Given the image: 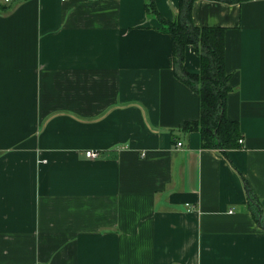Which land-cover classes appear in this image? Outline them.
Wrapping results in <instances>:
<instances>
[{"label": "crops", "instance_id": "crops-1", "mask_svg": "<svg viewBox=\"0 0 264 264\" xmlns=\"http://www.w3.org/2000/svg\"><path fill=\"white\" fill-rule=\"evenodd\" d=\"M148 2L0 0V264H264V0L193 5L225 29L230 160L185 131L201 98Z\"/></svg>", "mask_w": 264, "mask_h": 264}, {"label": "trees", "instance_id": "trees-1", "mask_svg": "<svg viewBox=\"0 0 264 264\" xmlns=\"http://www.w3.org/2000/svg\"><path fill=\"white\" fill-rule=\"evenodd\" d=\"M198 0H180L177 17L173 21L165 19L158 11L155 0H149L147 11L161 24L162 30L173 38V65L176 76L191 87L201 98V117L198 121L187 122L185 131H198L205 149L220 151L228 160L229 150L239 147L242 137L238 121L228 118L227 101L232 91L230 75L225 69V29L199 27L193 22L192 10ZM231 5L243 4L251 0H209ZM195 45L201 59L199 73H191L185 67V50ZM249 199L256 202L250 189ZM259 211L263 206L258 203Z\"/></svg>", "mask_w": 264, "mask_h": 264}, {"label": "built area", "instance_id": "built-area-1", "mask_svg": "<svg viewBox=\"0 0 264 264\" xmlns=\"http://www.w3.org/2000/svg\"><path fill=\"white\" fill-rule=\"evenodd\" d=\"M6 1H10V0H6ZM240 143H243V140L240 139L239 141ZM181 143H178V146L181 147ZM85 156L88 158V159H97L100 157V153L99 151H95V150H88L86 151L85 153Z\"/></svg>", "mask_w": 264, "mask_h": 264}, {"label": "rangeland", "instance_id": "rangeland-1", "mask_svg": "<svg viewBox=\"0 0 264 264\" xmlns=\"http://www.w3.org/2000/svg\"><path fill=\"white\" fill-rule=\"evenodd\" d=\"M264 202V201H263ZM263 202H262V204H263Z\"/></svg>", "mask_w": 264, "mask_h": 264}, {"label": "water", "instance_id": "water-1", "mask_svg": "<svg viewBox=\"0 0 264 264\" xmlns=\"http://www.w3.org/2000/svg\"><path fill=\"white\" fill-rule=\"evenodd\" d=\"M263 205H264V203H263Z\"/></svg>", "mask_w": 264, "mask_h": 264}]
</instances>
